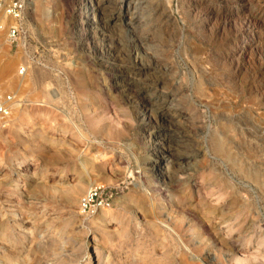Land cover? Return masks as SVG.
I'll list each match as a JSON object with an SVG mask.
<instances>
[{"label": "rangeland", "instance_id": "374dc122", "mask_svg": "<svg viewBox=\"0 0 264 264\" xmlns=\"http://www.w3.org/2000/svg\"><path fill=\"white\" fill-rule=\"evenodd\" d=\"M263 17L264 0H30L14 44L5 20L0 264H264ZM102 35L122 44L106 60ZM118 61L150 72L186 150L162 145L174 132L124 93ZM168 153L190 158L160 177ZM92 188L103 204L85 209Z\"/></svg>", "mask_w": 264, "mask_h": 264}, {"label": "bare ground", "instance_id": "6f19581e", "mask_svg": "<svg viewBox=\"0 0 264 264\" xmlns=\"http://www.w3.org/2000/svg\"><path fill=\"white\" fill-rule=\"evenodd\" d=\"M253 4V3H252ZM252 8V7H251ZM135 9L133 4H129L127 9H125L124 11V16H128L127 20H128V24H132L135 22H139L138 17L134 16V12L133 10ZM165 10V9H164ZM202 10V8H201ZM200 10V11H201ZM206 11H208L207 9H204ZM257 10V9H256ZM262 10V9H261ZM166 11V10H165ZM165 11L157 8L156 11L154 12V22L153 24L156 26L157 24V30L159 28V30H161L163 27H167L165 26L167 21L170 19L169 17V13H165ZM200 11L198 13H200ZM167 12V11H166ZM197 12V11H196ZM204 12V11H203ZM252 12V10H251ZM206 13V12H205ZM257 13V12H256ZM202 14V12H201ZM186 15V14H185ZM211 15V14H209ZM250 15V14H248ZM253 15V14H252ZM250 15L245 22H242L241 25H239L238 30H234L236 31L235 33L238 34H245V33H253L254 32V27H255V16ZM189 16V15H188ZM212 16V15H211ZM203 17V16H202ZM3 18V17H2ZM125 18V17H124ZM196 18V19H195ZM194 18L196 25L198 24H202V18L201 15H196V17ZM217 18V17H216ZM257 15H256V19H257ZM264 18V17H263ZM192 19V18H191ZM215 19V18H214ZM218 19V18H217ZM153 21V20H152ZM171 21V20H170ZM101 21H96L95 23L100 24ZM103 22V21H102ZM5 23V19L3 18L2 23H0L1 27L0 30H2V25ZM106 24V23H105ZM104 24V26H105ZM152 24V25H153ZM261 24V23H260ZM195 25V26H196ZM257 25V24H256ZM193 26V25H192ZM237 27V26H236ZM153 28V27H152ZM196 28V27H195ZM102 29V28H101ZM167 29V28H166ZM156 30V28L154 29ZM158 30V31H159ZM157 31V33H158ZM165 31V30H164ZM166 32V31H165ZM170 33V32H169ZM217 35V34H216ZM231 35V34H230ZM235 35L232 32V36ZM236 36V35H235ZM216 37V36H215ZM237 37V36H236ZM239 37V36H238ZM213 38V37H211ZM217 39V38H216ZM226 39V38H225ZM227 40V39H226ZM99 41V40H98ZM215 41V40H214ZM228 41V40H227ZM213 42V41H212ZM222 41L219 40V43H221ZM8 43H10V41L8 40ZM218 43V42H217ZM218 43V44H219ZM210 44V43H209ZM2 45V44H1ZM112 48H116L118 51L122 50V44L120 41H115L113 39H108L105 36L102 35V38L100 40L99 43V51L100 54L102 56L103 59H105L107 55V51H109ZM115 51V50H114ZM126 51V50H125ZM4 52V48L2 45V49L0 54H2ZM113 52V51H112ZM99 54V55H100ZM215 57V56H214ZM107 59V58H106ZM105 59V60H106ZM117 60V59H116ZM119 62V61H118ZM232 62V61H231ZM236 64V63H235ZM239 64V63H238ZM120 69L118 71H116L117 76H119V78L123 79V82H125V85L123 87L124 89V93L129 97V99L133 100L134 103L139 104L143 111L144 114L147 111H150L149 115L152 114L155 117V120L159 121V123H161L164 127H167L168 129H171L174 133V135H171L170 137H165L161 139L162 145L165 146V148L167 149L168 152H170L169 150L173 147H177V145L182 146L183 149H187L188 148V142L186 141V138L183 136L182 133V129L176 127L173 124V120L170 119V117H168L165 113H163V108L166 106V104L168 103V98L165 97V95H158L157 94V90H158V86H156L155 91L153 92V94H145L146 90L148 87V84H150L148 81L150 80L151 76H150V72L147 71V69L143 66V65H139L135 68V71H131L129 70V68H127L126 66L122 65V62L120 63ZM241 67H237L236 69L239 70ZM153 68H150V70ZM115 70V69H114ZM134 70V69H133ZM157 70V69H156ZM159 70V69H158ZM155 71V70H153ZM236 71V70H235ZM157 72V71H156ZM144 76L145 80L142 81L140 77ZM251 86V85H250ZM254 87V86H253ZM264 88V87H263ZM157 89V90H156ZM254 89V88H253ZM261 89V88H259ZM258 88L255 89V91H259ZM123 92V91H122ZM255 92V93H256ZM161 93V92H160ZM125 95V96H126ZM45 96V95H44ZM50 97V96H49ZM131 102V101H130ZM151 115V116H152ZM153 118V117H152ZM152 118L150 116H143V121L148 122V123H152ZM155 123V122H154ZM176 123V122H175ZM160 124V125H161ZM251 133V132H250ZM254 134V132H253ZM40 135V134H39ZM82 137V136H81ZM83 138V137H82ZM252 139V138H251ZM178 146V147H179ZM164 150V149H163ZM184 150V151H185ZM185 153V152H184ZM193 153V152H192ZM191 154V153H190ZM238 154V153H237ZM189 155V154H188ZM186 154L183 153H168L166 156L163 157V159H161V161L159 163H162L158 169H157V173L159 174L160 177L165 176L163 172H166L168 174H171V169L172 168H176L177 170H181L183 172L184 170V163H185V157H189ZM187 161V160H186ZM264 161V160H263ZM262 162V161H261ZM171 163H173L172 165H170ZM85 164V163H84ZM88 165V164H87ZM170 165V168L168 167ZM186 165V164H185ZM172 166V167H171ZM86 166H84L85 168ZM85 171H87V167L85 168ZM174 173V172H173ZM172 175V174H171ZM159 179V178H158ZM163 179V178H162ZM67 180V179H66ZM70 180V178L68 179ZM168 180V179H167ZM161 181V180H160ZM159 181V182H160ZM68 183V182H67ZM66 183V184H67ZM60 185H63L64 182H60ZM169 184V183H168ZM75 194V193H74ZM74 196H77L74 195ZM73 196V197H74ZM13 213V212H12ZM31 233V232H30ZM29 233V234H30ZM91 263V262H90ZM89 263V264H90Z\"/></svg>", "mask_w": 264, "mask_h": 264}, {"label": "built area", "instance_id": "2783aa9c", "mask_svg": "<svg viewBox=\"0 0 264 264\" xmlns=\"http://www.w3.org/2000/svg\"><path fill=\"white\" fill-rule=\"evenodd\" d=\"M30 0H0V17L2 16L6 21L12 19L15 21L14 25L9 26L7 29L8 40L11 44H14L20 35V23L22 17L27 10L28 3ZM1 27V25H0ZM4 27L7 28L6 24L2 25V30ZM2 45L0 44V52ZM19 74L23 75L26 70L24 67L19 69ZM13 112V99L12 96L0 91V128H6L11 121ZM83 208H87L91 204L102 205V192L99 188H92L86 194L85 198L82 200Z\"/></svg>", "mask_w": 264, "mask_h": 264}]
</instances>
